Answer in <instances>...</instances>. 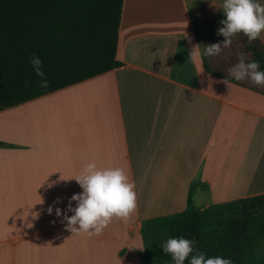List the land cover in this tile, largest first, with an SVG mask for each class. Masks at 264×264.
<instances>
[{
  "label": "crops",
  "instance_id": "obj_1",
  "mask_svg": "<svg viewBox=\"0 0 264 264\" xmlns=\"http://www.w3.org/2000/svg\"><path fill=\"white\" fill-rule=\"evenodd\" d=\"M222 3L121 0L119 66L0 109V264H144L142 220L182 210L190 183L196 207L264 193V86L189 58ZM93 161L126 170L138 207L77 235L63 214Z\"/></svg>",
  "mask_w": 264,
  "mask_h": 264
},
{
  "label": "trees",
  "instance_id": "obj_2",
  "mask_svg": "<svg viewBox=\"0 0 264 264\" xmlns=\"http://www.w3.org/2000/svg\"><path fill=\"white\" fill-rule=\"evenodd\" d=\"M120 9L121 0H0V109L119 66L114 49ZM254 41L246 45L248 62L258 61L264 71V48ZM33 55L42 61L46 88L30 63ZM193 187L182 210L142 220L143 263L174 264L161 244L183 237L206 257L264 264V193L196 207Z\"/></svg>",
  "mask_w": 264,
  "mask_h": 264
},
{
  "label": "clouds",
  "instance_id": "obj_3",
  "mask_svg": "<svg viewBox=\"0 0 264 264\" xmlns=\"http://www.w3.org/2000/svg\"><path fill=\"white\" fill-rule=\"evenodd\" d=\"M222 9L225 19L220 21L222 27L218 29L217 35L223 36V41L204 45L203 52L200 51V44H197L189 52V58L199 64L200 72L203 71V57L220 55L224 49L231 47L236 34L243 33L251 43L264 32V5L257 0H223ZM236 56L237 62L228 69L229 75L236 81L250 80L257 86H264V71L259 70V62H246L247 54L242 51H238ZM30 63L35 74L42 78L40 87H48L41 59L33 55ZM223 83L228 86L230 82L224 80ZM71 179L82 190L71 196L63 214L66 230L71 233L98 236L114 218L127 222L137 211L135 182L123 167H100L93 161L85 164ZM72 202H75L74 207ZM52 211L50 206L48 213ZM68 212L72 215H67ZM55 214L60 217L62 210L57 207ZM195 243L183 237L169 238L161 244V248L164 253L170 254L174 264H184L189 257L190 264H232L230 259L220 256L206 257L204 253L196 251Z\"/></svg>",
  "mask_w": 264,
  "mask_h": 264
},
{
  "label": "rangeland",
  "instance_id": "obj_4",
  "mask_svg": "<svg viewBox=\"0 0 264 264\" xmlns=\"http://www.w3.org/2000/svg\"><path fill=\"white\" fill-rule=\"evenodd\" d=\"M223 36L216 35L214 38H211L210 40L206 41L205 45H210L217 42L223 41ZM251 43H255V41H252ZM249 44L247 37L243 33H238L233 38V43L230 48L224 49L223 52L215 57H205L207 58V63L210 67H213L215 72H217L220 75L231 77L228 73V69L231 65L235 64L237 62V56L236 53L238 51H242L247 54V61L249 60V52L246 49V45ZM249 82L250 80H245ZM251 82V81H250ZM256 144H259L256 137ZM193 204H196V200L193 199Z\"/></svg>",
  "mask_w": 264,
  "mask_h": 264
}]
</instances>
